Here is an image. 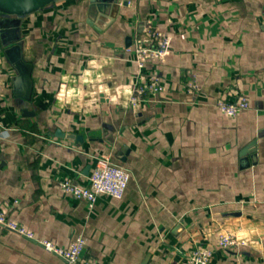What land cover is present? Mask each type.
Returning <instances> with one entry per match:
<instances>
[{"label": "crops", "instance_id": "obj_1", "mask_svg": "<svg viewBox=\"0 0 264 264\" xmlns=\"http://www.w3.org/2000/svg\"><path fill=\"white\" fill-rule=\"evenodd\" d=\"M127 1L108 25L86 2L23 21L34 118L0 51V209L35 237L0 225V264H67L37 241L67 247L79 235L78 264H188L198 246L217 264H264V0ZM148 28L171 38L142 71L164 90L132 108L141 76L127 48ZM240 96L250 108L238 116L217 108ZM101 156L132 177L122 199L90 208L61 182L88 186ZM224 232L245 245L221 248Z\"/></svg>", "mask_w": 264, "mask_h": 264}, {"label": "built area", "instance_id": "obj_2", "mask_svg": "<svg viewBox=\"0 0 264 264\" xmlns=\"http://www.w3.org/2000/svg\"><path fill=\"white\" fill-rule=\"evenodd\" d=\"M170 49L171 38L157 30L148 28L135 35L134 44L129 46L127 51L135 54L141 77L129 97V106L139 108L144 103L153 102V95L163 92L164 88L160 78L154 74L145 76L142 71L150 61L163 62ZM188 88L192 93L196 86L190 82ZM216 105L223 114L234 118L250 108V101L246 96H240L234 102L220 100ZM131 177V172L126 167L114 163L109 156H101L96 160L95 167L89 177L90 184L88 186L79 185L71 180H64L61 182V189L65 194L86 202L92 208L102 195L122 199ZM0 225L28 239L35 240L31 232L14 222L2 209H0ZM37 242L46 251L59 256L67 264H78L81 253L87 245L83 235L77 236L67 247L58 246L49 240ZM218 245L221 248L229 249L245 245V242L239 240L233 233L224 232L218 238ZM187 262L188 264H217L213 259V251L204 246H198L191 250L187 255Z\"/></svg>", "mask_w": 264, "mask_h": 264}, {"label": "water", "instance_id": "obj_3", "mask_svg": "<svg viewBox=\"0 0 264 264\" xmlns=\"http://www.w3.org/2000/svg\"><path fill=\"white\" fill-rule=\"evenodd\" d=\"M67 2H86L89 17L103 18L106 20L104 21L106 25L117 17L121 5L128 4L127 0H0V51L16 71L13 79V93L17 104L22 106L23 117L36 116L35 111L25 106L33 99L34 64L25 56L23 21L32 14L60 7ZM55 135L77 142L84 141L81 135L65 134L60 130H57Z\"/></svg>", "mask_w": 264, "mask_h": 264}]
</instances>
